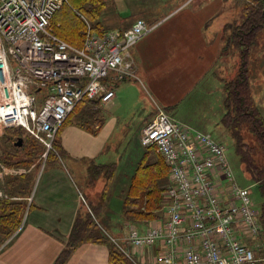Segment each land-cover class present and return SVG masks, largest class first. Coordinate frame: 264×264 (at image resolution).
<instances>
[{"label":"built area","instance_id":"1","mask_svg":"<svg viewBox=\"0 0 264 264\" xmlns=\"http://www.w3.org/2000/svg\"><path fill=\"white\" fill-rule=\"evenodd\" d=\"M67 2L0 0V135L22 128L46 152L77 104H108L115 83L133 77L131 48L154 28L138 18L127 28L98 31L85 20L76 46L49 29ZM140 142L163 158L169 182L161 216L128 225L129 247L118 246L126 256L136 264L147 251L153 264H264L254 244L263 231L259 211L223 144L162 108L144 125ZM5 169L0 162V175Z\"/></svg>","mask_w":264,"mask_h":264},{"label":"crops","instance_id":"2","mask_svg":"<svg viewBox=\"0 0 264 264\" xmlns=\"http://www.w3.org/2000/svg\"><path fill=\"white\" fill-rule=\"evenodd\" d=\"M204 10L178 8L170 19L135 43L130 51L134 75L115 83V97L99 108L103 117L94 122L95 133L75 121H65L59 130L57 150L52 154L48 156L45 151L29 166L3 164L6 169L0 175V264H55L68 245L75 222L88 212L83 199H89L88 205L108 207L103 196L113 185L116 165L100 160L108 158L106 153L118 120L105 112L106 106L111 108L122 95L120 84H130L141 94L147 93L154 112L162 108L176 119L170 108L216 71L221 40L212 22L218 12ZM94 116L87 122L91 127ZM109 215L108 208L98 221L107 223ZM16 221L18 225L12 230ZM103 232L108 234L106 229ZM150 252L140 257L142 264H153ZM63 264H109V248L84 237Z\"/></svg>","mask_w":264,"mask_h":264},{"label":"rangeland","instance_id":"3","mask_svg":"<svg viewBox=\"0 0 264 264\" xmlns=\"http://www.w3.org/2000/svg\"><path fill=\"white\" fill-rule=\"evenodd\" d=\"M255 0H103L104 7L101 9L99 29L122 28L131 25L138 18L147 20L152 24L154 30L159 24L166 22L170 17L177 13L181 7L204 8V12H218L213 20V25L217 26L218 39L221 40L220 55L216 64V71L212 77L189 92L171 109L172 115L179 121L193 129L211 134V136L224 145L228 160L232 166L235 178L238 184L248 188L251 199V206L255 210H260L262 197L258 187L253 182L247 171V164L244 161H253L264 163V154L258 150H248L247 146L255 144V138L251 133L248 124L240 125L238 132L232 131L226 127L224 122L225 106L224 82L234 80L240 67L241 56L238 46L234 43L236 32L240 28L248 9L254 6ZM170 13V14H168ZM165 18H162L164 15ZM172 21V20H171ZM257 38L250 46L248 57L249 69V90L252 101L259 114L264 119V29L256 30ZM208 82V84H206ZM121 94L117 102L106 106L105 112L114 115L118 120V125L112 135V143L109 151L106 153L108 158L101 162L111 164L115 163V177L112 187L107 194L103 196L107 199V206H99L95 203L96 210L93 214L101 231L106 229L108 234L105 236L116 246L128 248L126 236L128 225L134 223L130 216L123 214V201L121 194L124 191L133 175L137 172V167L147 149L152 158H160L154 147L143 148L140 144L139 135L143 126L151 120L155 114L151 108V102L148 95L141 94L137 89L131 88L130 84H120ZM118 89V88H117ZM103 105V104H102ZM101 104L94 105L93 111L97 110L94 116V122L100 121L103 117L99 108L103 109ZM145 105L146 108H143ZM77 108V107H76ZM83 106L78 105L76 109L79 113L83 111ZM72 112L71 121H76V115ZM224 121V122H223ZM226 123V122H225ZM90 125L89 123H85ZM82 127V126H81ZM247 145V146H246ZM104 154L103 156H105ZM138 174V172H137ZM106 180V173L102 175ZM124 196V193H123ZM85 197V196H84ZM85 209L92 213V205H88L89 199L84 198ZM103 200V199H102ZM88 202V203H87ZM110 210V219L107 223H100L99 216L103 211ZM160 214L162 211H159ZM111 221V222H109ZM95 232L97 230H94ZM93 231V232H94ZM92 232V234H93ZM105 233V232H103ZM112 236H109V235ZM115 235V236H114ZM117 235H123L119 237ZM93 237L97 235L93 234ZM254 244H260V240L254 241ZM259 255L260 253L257 252Z\"/></svg>","mask_w":264,"mask_h":264},{"label":"trees","instance_id":"4","mask_svg":"<svg viewBox=\"0 0 264 264\" xmlns=\"http://www.w3.org/2000/svg\"><path fill=\"white\" fill-rule=\"evenodd\" d=\"M254 6L245 13L243 22L236 32L234 43L238 46L241 61L234 80L224 82V106L225 126L230 127L234 133L238 132L240 125L248 124L251 133L255 138V144L247 146L248 150H258L264 154V119L259 114L252 101L249 90V69L248 55L250 46L254 44L257 34L256 30L264 29V0H255ZM103 0H68L53 15L49 29L61 39L76 46H81L86 30L87 20L94 29H99L101 9L104 7ZM87 107L86 112H76L78 105ZM99 104L96 100H84L77 104L72 112L76 115V123L96 132L93 125H87L89 118L97 113V110L89 108L88 105ZM77 107V108H76ZM91 111V112H90ZM65 121H71V114ZM60 130V129H59ZM59 131L53 141V149L48 151V156L57 150V138ZM22 138V145L17 146L15 142ZM0 162L8 167L29 166L36 158L46 151L45 146L27 134L22 128H7L0 136ZM150 148V147H145ZM152 158L150 152H144L137 167V172L130 179L129 185L123 197V214L130 216L135 223L147 222L161 216L160 212L164 202L163 191L168 185V168L163 158ZM247 164V171L253 182L258 187L262 197L259 210V219L263 225V231L259 238L258 249L264 254V163L244 161ZM98 207V206H97ZM96 205H92L91 212H86L83 219H78L72 229L71 236L66 249L62 251L55 264H63L71 250L84 237L87 240L106 244L109 248V264H136L114 243H111L101 231L99 224L93 218ZM98 210V208H97ZM18 221V220H17ZM13 224L12 230L18 225ZM13 223V222H12ZM94 230H97L96 232ZM94 231V232H93ZM93 234L97 235L93 237Z\"/></svg>","mask_w":264,"mask_h":264},{"label":"water","instance_id":"5","mask_svg":"<svg viewBox=\"0 0 264 264\" xmlns=\"http://www.w3.org/2000/svg\"><path fill=\"white\" fill-rule=\"evenodd\" d=\"M22 142H23V139L22 138H18L17 141L15 142V144L17 146H20V145H22Z\"/></svg>","mask_w":264,"mask_h":264},{"label":"bare ground","instance_id":"6","mask_svg":"<svg viewBox=\"0 0 264 264\" xmlns=\"http://www.w3.org/2000/svg\"><path fill=\"white\" fill-rule=\"evenodd\" d=\"M72 44V43H71Z\"/></svg>","mask_w":264,"mask_h":264}]
</instances>
